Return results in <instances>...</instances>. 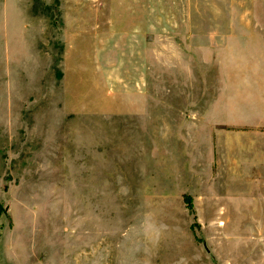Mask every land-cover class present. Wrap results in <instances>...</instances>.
<instances>
[{
  "label": "rangeland",
  "instance_id": "rangeland-1",
  "mask_svg": "<svg viewBox=\"0 0 264 264\" xmlns=\"http://www.w3.org/2000/svg\"><path fill=\"white\" fill-rule=\"evenodd\" d=\"M246 66L264 0H0V264H264Z\"/></svg>",
  "mask_w": 264,
  "mask_h": 264
},
{
  "label": "crops",
  "instance_id": "crops-1",
  "mask_svg": "<svg viewBox=\"0 0 264 264\" xmlns=\"http://www.w3.org/2000/svg\"><path fill=\"white\" fill-rule=\"evenodd\" d=\"M230 74H242L243 76L234 78L233 88L229 90L228 101L233 105L234 101H256L258 107L255 111L256 125H264V66H246L237 69L232 68ZM236 86V88L234 87ZM260 105V106H259ZM262 106V107H261Z\"/></svg>",
  "mask_w": 264,
  "mask_h": 264
}]
</instances>
